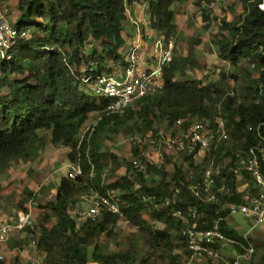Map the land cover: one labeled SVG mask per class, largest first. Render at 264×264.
<instances>
[{
	"label": "trees",
	"instance_id": "16d2710c",
	"mask_svg": "<svg viewBox=\"0 0 264 264\" xmlns=\"http://www.w3.org/2000/svg\"><path fill=\"white\" fill-rule=\"evenodd\" d=\"M142 1L151 15L150 27L171 37L176 31V7L187 0ZM131 2H17V17L12 26L24 34L3 55L0 53V173L15 160L37 159L48 142L67 147L68 160L80 167L74 179L62 176L54 199L40 206L43 213L38 230L27 229L28 237H32L35 248L41 253L40 264H133L132 251L109 252L99 241L101 235L110 239L115 235L120 219L144 235L151 255L164 250L174 259L170 252L177 240V245L192 256L181 235V219L174 215L176 211L186 215L192 207L203 215L205 223H200V227H208L222 218L221 229L226 237L236 241L233 247L238 254L245 253L249 242L254 247L251 257L255 250L262 248L256 264H264V240L257 242V246L252 236L246 240L242 233L226 224L228 210L192 195L190 185L200 180L203 171L201 168L196 172L200 167L194 165L192 154L183 153L192 174H186L178 165L169 178L163 163L146 161L145 171H139L132 162H125L124 174L104 187L103 174L108 161L116 168L120 164L116 155L102 149L103 140H111L128 122L142 126L143 129H139L144 134L149 131L158 134L157 123L166 122L169 128L186 129L193 120L208 118L215 129L219 117L230 132L231 144L222 141L208 150L196 151L203 154L204 163L210 156L216 164L231 156L228 165L220 170L217 183L224 179L233 190L237 189L238 176L231 170L235 155L256 143L258 129L264 135V0H235L242 12L232 20L221 18L213 41L219 60L232 66L247 65V70L258 71V76L245 83L241 96L224 92L221 87L227 77L224 73L220 80L209 83L189 77L187 69L195 64L194 58L183 56L174 47L173 59L163 71L162 89L140 98L134 108L129 107L122 114H111L106 110V101L88 92L84 78L111 73L112 68L106 61L125 64L123 34L128 14L126 5ZM231 77L237 80V76ZM216 100H221L220 112L216 111ZM94 113L98 116L95 126L80 136ZM140 147L133 145L131 155L144 160ZM145 173H154L158 179L148 183ZM242 176L247 192H239L229 199L235 203L242 202L245 194L256 191L250 176L246 173ZM136 183L140 186L137 190ZM111 192L116 193L122 217L102 211L94 220L77 222L70 215L69 210L77 208L79 196L85 193L107 196ZM24 193L32 195L29 190ZM52 221L48 227L47 223ZM159 223L162 228L153 226Z\"/></svg>",
	"mask_w": 264,
	"mask_h": 264
},
{
	"label": "rangeland",
	"instance_id": "374dc122",
	"mask_svg": "<svg viewBox=\"0 0 264 264\" xmlns=\"http://www.w3.org/2000/svg\"><path fill=\"white\" fill-rule=\"evenodd\" d=\"M197 1L200 4L197 5ZM17 2L18 0H0V9L11 25L16 21ZM207 2L208 0H187L176 7L177 13L174 21L176 31L171 36L175 42V49L183 56L194 58L195 64L187 69L189 77L197 78L203 83H209L220 80L221 74L224 73L227 76L221 84L224 92L241 96L245 90V83L258 76V71L247 70V65L242 67L232 66L228 62L223 63L216 56L213 41L219 32L221 18H226L227 20L236 18L242 12V7L238 4L235 5V0H221L214 10H207ZM150 23L151 18L148 21L149 26ZM150 30L152 31V29ZM106 63L113 71L119 67L113 61H106ZM149 64L147 62L143 68L148 67ZM218 67H220V73L215 75L214 70ZM231 75L237 76V80L232 79ZM88 92L91 94L90 91ZM103 100L106 101V99ZM216 101V111L220 112L221 100ZM97 120V114H91L82 128L80 136L84 134L87 128L90 129V127L95 126ZM216 120L224 123L219 117ZM139 124L140 121H138ZM139 127L143 129L142 126L136 127L133 122H128L122 126L119 133L112 135L111 140H103V151L116 155L120 164V167L116 168L114 163L108 161L103 174L104 187H107L108 184L119 179L124 174L125 162H133L135 158L131 155V147L135 144L141 145L140 149L143 161H150L157 165L163 163L169 174V178H171L174 168L178 165L183 167L186 174L193 173L189 169L185 155L176 149H167L165 145V140L181 136L187 128L183 129L179 126L169 128L166 126V122H161L155 126L159 131L158 134L150 131L144 134L140 131ZM227 134L228 138L223 141L227 145H230V132L227 131ZM144 138L146 141L142 144L141 142ZM68 151L67 147L54 146L48 142L37 159L28 162L15 160L8 169L0 173V219L7 220L17 210L29 211L34 219L35 230H38L41 214L43 213L40 206L54 199L55 189L60 181V177L67 176V173L72 171L74 167V164L68 160ZM202 155V153H198L193 158L194 165H199L200 167L196 172H200L201 168H204L210 162H213L221 170L228 165L231 159V156H227L216 164L214 158L210 156L205 164ZM145 176L148 183H153L158 179L154 173H145ZM243 183H246L245 178L242 175L238 176L236 184L238 189L242 191L247 188V186L244 187ZM25 190L31 191L32 195H25ZM92 196L94 194L91 193L79 196L77 208L86 207ZM72 210L73 208L69 210L70 215ZM53 222L47 223V226L50 227ZM225 222L229 227L240 233H242V230H250V236L256 241V246L259 245L257 242L264 240V230L261 227H252V222L242 215L228 214ZM153 226L155 228L163 227L160 223ZM26 231L27 233L24 238L21 239L22 244L27 245L26 248H23L26 252H22V249L11 252L12 256L10 260H12V264L40 262L41 253L34 245L27 244L29 232L28 230ZM114 234L111 239L101 235L99 237L101 245L109 252L117 250L132 251L135 259L133 264H215L207 258L188 255L184 247L177 245V240H174L175 247L170 252L174 259L168 257L169 251L164 250H157L151 255L152 253L149 250L144 235L124 219L118 221ZM262 250L259 247V249L255 250L254 256L244 260L242 264H256ZM221 252L222 258L227 260L233 259L239 253L235 247L231 246L224 248ZM147 256H149L147 260L143 261ZM0 264H5L4 259L0 260Z\"/></svg>",
	"mask_w": 264,
	"mask_h": 264
},
{
	"label": "built area",
	"instance_id": "2783aa9c",
	"mask_svg": "<svg viewBox=\"0 0 264 264\" xmlns=\"http://www.w3.org/2000/svg\"><path fill=\"white\" fill-rule=\"evenodd\" d=\"M221 0H208L207 10H214ZM131 2L127 4V13ZM146 7V5H144ZM135 35L123 47V58L125 64L118 65L115 72L101 74L95 77H85L84 82L88 85L90 92L99 99H106V110L108 113L122 114L127 108L132 107L140 98L156 93L163 87V71L169 66L173 59L175 42L172 37H166L157 33L151 46L145 42L143 33L146 24L143 20L130 18ZM14 28L0 9V53L3 55L23 35ZM149 62V66L143 68ZM225 63V61H222ZM220 73V67L214 70V74ZM217 127H211L208 118L193 120L187 130L179 137L165 140L167 149H176L181 153L192 154L195 158L199 151L208 150L212 145L216 146L220 141L228 138L225 124L216 120ZM87 130H89L87 128ZM86 130V131H87ZM146 139H142L144 144ZM140 143V142H139ZM232 172L241 176L246 173L252 179L256 191L253 194H245L242 202L230 201L240 192L233 190L224 179L218 184L220 168L213 162L208 163L201 173L200 180L190 185L192 195L204 203H218L229 214H239L248 218L253 227H261L264 230V135L257 130L256 143L244 152H237ZM133 167L139 171H145L146 162L135 158ZM80 173V167L74 164L72 171L67 173L68 178L74 179ZM135 184V189H139ZM116 193L111 192L107 196L94 194L86 207L75 208L71 216L82 222L87 219L94 220L102 211L117 214L122 217ZM144 200L147 198L142 196ZM182 222L181 235L184 238L187 249L192 256L207 258L215 264H242L244 260L251 257L254 247L249 242L244 254H238L231 260L222 258V250L236 244L234 239L225 236L221 229L222 218L214 220L208 227H200L204 224L203 215L192 207L186 215L179 211L174 213ZM27 229H35L34 219L29 211L17 210L7 220L0 219V260H3L8 252L2 250L16 233L25 232ZM244 238L250 236L243 234ZM32 238V237H30ZM34 244V241H31ZM219 246V248H217ZM32 264H39L38 261Z\"/></svg>",
	"mask_w": 264,
	"mask_h": 264
},
{
	"label": "crops",
	"instance_id": "0c3cea01",
	"mask_svg": "<svg viewBox=\"0 0 264 264\" xmlns=\"http://www.w3.org/2000/svg\"><path fill=\"white\" fill-rule=\"evenodd\" d=\"M132 1L135 2V3H133V4L130 5V8H129V11H128V14H127V22H126L125 29H124V34H123L124 37L126 38L125 45L135 35L134 26H133V24H132V22L130 20V18H135V19H138V20H143L145 22L146 27H145V30H144V33H143V38H144L145 42L148 44V46H151L152 41H153V38L157 34V32L154 31L148 25V21L151 18V15L148 12L147 8L144 7V5H146L144 1H142V0H132ZM128 29H129V31H128ZM150 29H152V31ZM152 34H154V35H152ZM115 71L112 70V72H115ZM243 185H244V187L247 186L246 183H243ZM237 189H238V186H237ZM238 190L240 192H245V193L247 192V188H246V190H243V191L240 190V189H238ZM249 231L250 230H247V231L242 230V234L249 233ZM26 233H27L26 231L25 232H22V233H16L10 239V241L6 245H4L2 247V250L8 252V254L4 257L5 264H12L13 263L12 260H10V258L12 256V253L11 252H14L16 250H19L20 251V249L23 250L22 252H26L23 248H26L27 245H24V244H22L23 242H21V239L24 238V236H25ZM249 235H250V233H249ZM27 238H28V243L27 244L28 245H34V244L31 243V241H32L31 239L32 238H29L28 235H27ZM41 261H42V257H40L39 264L41 263Z\"/></svg>",
	"mask_w": 264,
	"mask_h": 264
}]
</instances>
